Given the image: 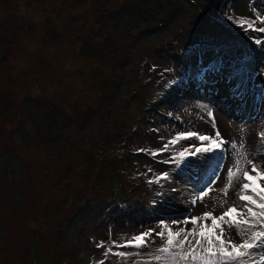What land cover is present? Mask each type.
Returning a JSON list of instances; mask_svg holds the SVG:
<instances>
[{
    "label": "rangeland",
    "instance_id": "1",
    "mask_svg": "<svg viewBox=\"0 0 264 264\" xmlns=\"http://www.w3.org/2000/svg\"><path fill=\"white\" fill-rule=\"evenodd\" d=\"M229 15L264 18V0H0V264H98L112 241L236 201L238 184L223 208L218 191L192 205L239 148L183 170L162 161L188 140L148 154L214 135L211 110L264 164V33Z\"/></svg>",
    "mask_w": 264,
    "mask_h": 264
},
{
    "label": "snow or ice",
    "instance_id": "2",
    "mask_svg": "<svg viewBox=\"0 0 264 264\" xmlns=\"http://www.w3.org/2000/svg\"><path fill=\"white\" fill-rule=\"evenodd\" d=\"M226 18L242 28L245 33L249 29L264 33V27L258 29L254 27L257 22L264 23V18L259 16L251 21L244 17L234 18L231 15ZM255 43L261 45L264 41L257 38ZM207 115L208 122L215 130L214 135L193 130L181 131L160 149L148 154L155 158L168 151L170 146L188 140L190 143L187 147L162 161L163 163L174 161L176 168L183 170L197 166L209 158L215 157L223 161L227 145H231L233 150L239 148L240 151L235 154L232 166L226 169L223 187L219 189L213 187L220 180V170L223 168V164L218 163L213 178L199 191L192 205L197 202L203 203L210 192L218 191L223 197L220 202V207L223 208V205L228 203L229 189L237 184L239 191L234 195L239 203L234 201L219 216L214 215L213 205L212 210L203 212L201 216H185L183 220H173L171 225L162 220L158 225L159 230L149 229L123 240L122 243L112 241L105 247V242L101 241L97 247H105L104 259L98 264H105L110 254L117 258V264H129L132 257L144 255L148 257L146 261L133 259L131 264H264V164H258L249 157L243 140L239 143L224 140L217 128L214 113L209 110ZM258 135L264 142V131ZM148 171L151 172L152 169ZM160 179L168 180L170 174L164 172L154 178L156 183H159ZM230 213L233 215L230 216ZM207 221H211V224H207ZM205 228H210L211 231H205ZM232 229H235V237L231 234ZM153 235L159 238L160 245L147 253L142 252L141 250L150 242H154ZM114 247L136 251H113Z\"/></svg>",
    "mask_w": 264,
    "mask_h": 264
},
{
    "label": "bare ground",
    "instance_id": "3",
    "mask_svg": "<svg viewBox=\"0 0 264 264\" xmlns=\"http://www.w3.org/2000/svg\"><path fill=\"white\" fill-rule=\"evenodd\" d=\"M221 125H222L221 127H222V130L223 131H228V129H227L228 127L226 126V124L225 125L224 124H221Z\"/></svg>",
    "mask_w": 264,
    "mask_h": 264
},
{
    "label": "trees",
    "instance_id": "4",
    "mask_svg": "<svg viewBox=\"0 0 264 264\" xmlns=\"http://www.w3.org/2000/svg\"><path fill=\"white\" fill-rule=\"evenodd\" d=\"M7 97V96H6ZM8 98V97H7Z\"/></svg>",
    "mask_w": 264,
    "mask_h": 264
}]
</instances>
